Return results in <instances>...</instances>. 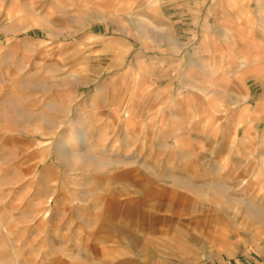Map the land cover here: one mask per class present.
Instances as JSON below:
<instances>
[{"label":"rangeland","instance_id":"374dc122","mask_svg":"<svg viewBox=\"0 0 264 264\" xmlns=\"http://www.w3.org/2000/svg\"><path fill=\"white\" fill-rule=\"evenodd\" d=\"M133 1L0 0V264H264V0Z\"/></svg>","mask_w":264,"mask_h":264},{"label":"crops","instance_id":"0c3cea01","mask_svg":"<svg viewBox=\"0 0 264 264\" xmlns=\"http://www.w3.org/2000/svg\"><path fill=\"white\" fill-rule=\"evenodd\" d=\"M125 1V0H123ZM189 0H179V2H176L175 4V7H176V11L174 13V15L177 17L178 16V22H180L181 24L188 21L189 20V12H194L195 14H198L199 13V10H200V5H196V6H192V7H189ZM230 1V0H229ZM231 1H234V0H231ZM229 6L226 8L227 11L224 10V6L222 3H220V5L218 6V14L220 13L222 15V19H223V22H227V17H223V16H232L233 14L237 15V10L234 6L235 3L231 4V2H228ZM137 6H139V0H134L131 4V8L134 10L131 12V14L134 16L138 14V12H135ZM1 11V10H0ZM1 13V12H0ZM133 16V17H134ZM156 16V15H154ZM139 17V16H138ZM198 17V16H196ZM5 52H3L2 54L0 55H6V53L4 54Z\"/></svg>","mask_w":264,"mask_h":264}]
</instances>
